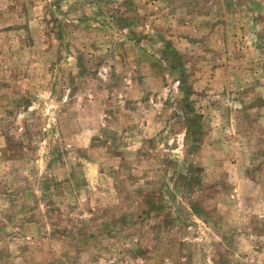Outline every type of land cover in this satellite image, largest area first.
Returning a JSON list of instances; mask_svg holds the SVG:
<instances>
[{"label":"rangeland","instance_id":"rangeland-1","mask_svg":"<svg viewBox=\"0 0 264 264\" xmlns=\"http://www.w3.org/2000/svg\"><path fill=\"white\" fill-rule=\"evenodd\" d=\"M0 264H264V0H0Z\"/></svg>","mask_w":264,"mask_h":264}]
</instances>
